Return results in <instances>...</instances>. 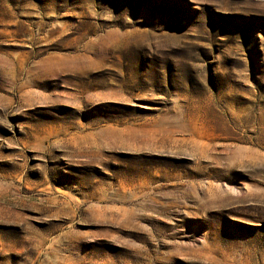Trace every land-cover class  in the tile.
Masks as SVG:
<instances>
[{
  "label": "rangeland",
  "instance_id": "1",
  "mask_svg": "<svg viewBox=\"0 0 264 264\" xmlns=\"http://www.w3.org/2000/svg\"><path fill=\"white\" fill-rule=\"evenodd\" d=\"M0 264H264V0H0Z\"/></svg>",
  "mask_w": 264,
  "mask_h": 264
},
{
  "label": "bare ground",
  "instance_id": "2",
  "mask_svg": "<svg viewBox=\"0 0 264 264\" xmlns=\"http://www.w3.org/2000/svg\"><path fill=\"white\" fill-rule=\"evenodd\" d=\"M49 60V59H48ZM42 65V64H41Z\"/></svg>",
  "mask_w": 264,
  "mask_h": 264
}]
</instances>
